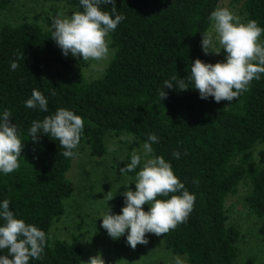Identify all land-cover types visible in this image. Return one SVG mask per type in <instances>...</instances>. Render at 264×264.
Listing matches in <instances>:
<instances>
[{"label": "trees", "instance_id": "1", "mask_svg": "<svg viewBox=\"0 0 264 264\" xmlns=\"http://www.w3.org/2000/svg\"><path fill=\"white\" fill-rule=\"evenodd\" d=\"M41 1L82 11L79 0ZM221 2L116 0L118 13L126 19L111 33L113 57L94 80L85 78L82 57L62 54L37 16L0 27V113L11 111L23 141L19 169L0 174V200L9 199L17 218L47 235L42 258L30 264L84 262L79 238H51L54 223L65 215L66 202L74 194L69 174L77 156L61 155L58 140L38 134L39 142L34 143L28 136L32 121L59 108L83 117L76 151L85 148L93 159L107 155L110 137L134 136L129 144L133 152L142 149L149 134L159 136V143L152 145L155 155L171 161L175 174L196 196L187 221L161 235L162 248L186 256L188 264L237 263L242 234L231 223L228 201L239 187L249 215L264 221V75L230 104L200 99L187 81L196 59L215 64L201 41L212 27L210 13ZM11 3L0 0V12ZM105 10L110 12L111 5ZM241 15L264 28V0H244ZM260 39L264 41V35ZM13 60L19 64L15 71L10 70ZM175 76L185 78L189 89L166 88L161 98L164 82ZM33 89L47 97V113L24 106ZM174 151L181 153L179 160L172 157ZM129 160L115 161L111 167L121 174L119 168ZM115 247L120 252L122 244ZM4 251L0 255H6Z\"/></svg>", "mask_w": 264, "mask_h": 264}, {"label": "clouds", "instance_id": "2", "mask_svg": "<svg viewBox=\"0 0 264 264\" xmlns=\"http://www.w3.org/2000/svg\"><path fill=\"white\" fill-rule=\"evenodd\" d=\"M82 11H73L70 15L58 13L52 18L48 29L52 40L67 57L96 62L106 61L113 55L110 49V35L126 17L118 13L116 0H79ZM111 5V11L105 6ZM211 30L202 34L201 47L208 53L220 54L224 51V60L215 64L196 59L191 63L190 76L187 81L199 92V98L214 102L232 103L246 93L253 80H260L264 75V35L256 20L242 22L240 17L228 7H217L209 15ZM95 66V65H93ZM19 64L13 60L10 70L15 71ZM176 88L188 90L185 78L178 76L165 81L161 98L166 96L164 89ZM28 109L47 113L48 99L38 89H33L31 96L24 102ZM12 113L5 109L0 113V174L8 175L20 167L23 141L18 126L12 122ZM84 132V119L74 111L59 108L54 114L43 120H34L28 130V136L38 143V134L58 140L64 149L61 155L75 158L76 151ZM134 140V136L128 137ZM160 137L149 134L142 149L133 151L130 160L119 168L121 176L135 172V190L122 193L124 207L119 214L109 210L99 218L101 227L113 240L126 235L128 246L135 249L137 245H147V234L161 236L175 230L179 224L187 221L196 201L185 184L175 174L171 161L164 156L155 155L153 144L159 143ZM109 151H115L110 147ZM187 155V153H184ZM172 157L181 158L179 151ZM139 169V171H136ZM114 197L107 194L108 201ZM9 199L0 200V264H30L40 260L47 246V235L34 224L26 223L10 209ZM148 205L145 211L143 206ZM171 255L170 264H188L186 256ZM11 257V258H9ZM86 264H106L102 254L98 253L88 259Z\"/></svg>", "mask_w": 264, "mask_h": 264}, {"label": "rangeland", "instance_id": "3", "mask_svg": "<svg viewBox=\"0 0 264 264\" xmlns=\"http://www.w3.org/2000/svg\"><path fill=\"white\" fill-rule=\"evenodd\" d=\"M244 0H222L219 7H228L245 22L241 15ZM58 13L70 15L69 7L64 4L44 3L41 0H12L10 6L0 12V27L5 24H17L23 18L37 16L42 27L48 30L52 18ZM111 49V48H110ZM72 57L71 54L68 55ZM113 55L106 61L96 62L85 60L86 67L83 74L88 80L98 78L103 69L108 65ZM215 63L224 60V51L220 54L213 53ZM95 65V66H93ZM121 135L110 137L107 140V155L104 158H91L85 148L78 151L75 165L70 171L69 178L74 185V194L66 202V212L63 217L54 223L51 231L52 241L66 240L70 242L74 237L79 238V246L83 250L84 262L98 253L102 254L106 264H170L171 255L162 248L161 236L147 234V245H137L135 249L128 246L126 235L119 240H113L101 227L99 218L109 208L113 214H119L124 207L122 193L125 188L135 190L134 178L124 177L117 173L111 165L115 161L125 160L130 152L129 144L132 140ZM114 147L115 151H109ZM139 151V150H134ZM243 187H239L236 195L228 201L230 205L231 223L236 225L242 239L239 244L240 254L236 264H263L264 263V221L249 215L243 202ZM114 197L108 201L107 194ZM148 205H144L145 211ZM122 244V249L117 252L115 244Z\"/></svg>", "mask_w": 264, "mask_h": 264}]
</instances>
